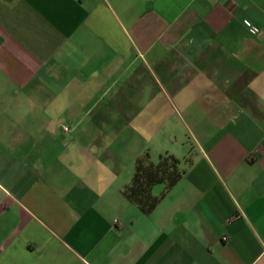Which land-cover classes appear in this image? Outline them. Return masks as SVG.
<instances>
[{"label": "crops", "instance_id": "0c3cea01", "mask_svg": "<svg viewBox=\"0 0 264 264\" xmlns=\"http://www.w3.org/2000/svg\"><path fill=\"white\" fill-rule=\"evenodd\" d=\"M179 105L210 123L146 216L78 139ZM0 264H264V0H0Z\"/></svg>", "mask_w": 264, "mask_h": 264}, {"label": "rangeland", "instance_id": "374dc122", "mask_svg": "<svg viewBox=\"0 0 264 264\" xmlns=\"http://www.w3.org/2000/svg\"><path fill=\"white\" fill-rule=\"evenodd\" d=\"M126 107L128 108L129 106ZM131 107L133 108L134 106ZM191 107L192 110L189 114L188 112H184L182 106L179 105L177 106L178 110L172 109V113L167 115L169 117L167 121L160 118L155 121H148V124H141V121H137L136 126L129 120L119 118L117 121H112L107 124L108 136H100L97 138L82 137L78 139V143L82 140L86 141L87 144V141L91 142L94 139L93 143L95 147L107 145L111 149V153L104 155L108 163L112 165L114 163V157L120 158V164L115 168V172L119 173V178L116 179V182L118 185H121L120 180H122L130 184L134 174L136 158L149 153L152 161L157 163L160 155L169 153L173 156L176 155L175 157L177 159L184 161V157L189 150L196 147V135L198 133V126L196 127V125L199 123L201 125L202 123L207 126L210 122L206 120L208 118L207 115L200 110L198 105ZM126 116L131 117L129 115ZM113 122L116 123L117 128L122 129L119 133H117L116 128L111 126ZM49 123V129L56 131V137L59 135L62 136L61 142L55 144V148L57 151H63L65 143L74 139L76 134L64 132L63 129L65 126L72 127L70 122L62 120L60 122ZM149 125L151 126L149 127ZM101 155L98 149H96L94 156L99 159ZM162 190L163 187H156L154 194L160 195Z\"/></svg>", "mask_w": 264, "mask_h": 264}, {"label": "trees", "instance_id": "16d2710c", "mask_svg": "<svg viewBox=\"0 0 264 264\" xmlns=\"http://www.w3.org/2000/svg\"><path fill=\"white\" fill-rule=\"evenodd\" d=\"M189 158L181 161L166 153L160 155L157 163L153 162L149 153L139 157L135 162L132 180L121 194L144 215H151L164 198L184 178L185 167L190 166ZM163 187L160 195L154 194L156 187Z\"/></svg>", "mask_w": 264, "mask_h": 264}, {"label": "built area", "instance_id": "2783aa9c", "mask_svg": "<svg viewBox=\"0 0 264 264\" xmlns=\"http://www.w3.org/2000/svg\"><path fill=\"white\" fill-rule=\"evenodd\" d=\"M244 25H245L247 28H249V29L252 31L253 34H256V30H254V29L252 28L251 24H250L248 21H245V22H244ZM65 131H68V128H65Z\"/></svg>", "mask_w": 264, "mask_h": 264}]
</instances>
